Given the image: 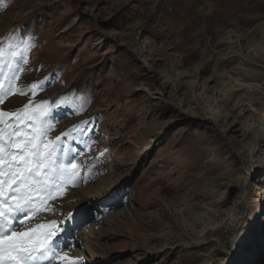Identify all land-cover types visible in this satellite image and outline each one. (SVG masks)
I'll list each match as a JSON object with an SVG mask.
<instances>
[{"label": "rangeland", "instance_id": "rangeland-1", "mask_svg": "<svg viewBox=\"0 0 264 264\" xmlns=\"http://www.w3.org/2000/svg\"><path fill=\"white\" fill-rule=\"evenodd\" d=\"M17 37L21 80L49 83L2 119L58 107L76 172L48 204L106 189L67 201V264H264V0H0V46Z\"/></svg>", "mask_w": 264, "mask_h": 264}, {"label": "snow or ice", "instance_id": "snow-or-ice-1", "mask_svg": "<svg viewBox=\"0 0 264 264\" xmlns=\"http://www.w3.org/2000/svg\"><path fill=\"white\" fill-rule=\"evenodd\" d=\"M35 46L19 37L7 47L0 46V105L12 95L30 100L29 93L34 94L38 85L49 83L29 81L27 75L21 80L20 73L26 72L22 65L28 63L26 52ZM59 99L53 98L54 104ZM37 107L39 111L29 112L25 104L19 110L31 119L24 128H14L11 123L5 125L2 118L10 114L0 110V264H53L56 259H66L59 253L67 247H62L60 240L67 230L55 228V220L25 230L29 216L57 210L48 205V200L62 195L65 181L76 175L71 161L66 167L61 159L65 155L61 135L68 133L49 139V133L59 122L56 114L59 108L44 118L47 109L43 104ZM21 120L23 117L17 115V122ZM70 264L83 262L72 260Z\"/></svg>", "mask_w": 264, "mask_h": 264}, {"label": "bare ground", "instance_id": "bare-ground-1", "mask_svg": "<svg viewBox=\"0 0 264 264\" xmlns=\"http://www.w3.org/2000/svg\"><path fill=\"white\" fill-rule=\"evenodd\" d=\"M166 1H169V0H166ZM172 1L174 3L180 2V0H172ZM232 34H235V30L228 31L227 40L231 39L233 37ZM238 37H240V36H238ZM141 69H142V72H143L142 77L144 79H143V82H142L140 87L143 89L144 87H146L147 82H149V78H151V76H150L151 73H150V68H148L147 65L145 63H143V62L141 63ZM234 73H235V71H234ZM214 80H216V79L214 78ZM235 88L236 87H233V90ZM248 88H249V90L256 89V91H259L261 89V85L256 86V87L252 86V85H248ZM146 90L150 91L151 89L147 88ZM207 91H208V88H205L204 92L206 93ZM229 92L230 91H227V94ZM150 95H151V97H158V99H160L161 96H162V94H158L157 92H155V93H151L150 92ZM219 96L222 97L223 99H225L226 94L223 91H219ZM17 99H19V98H17ZM60 133H61V131L60 132L57 131V132L54 133V136H56V135H58ZM257 159H258V157H257V155H256V153L254 151V148H253V150L251 151V154H250L249 162L250 163H251V161L254 162V166H255ZM101 190L103 191V190H106V189L104 188V189H101ZM101 190L98 189V190H96L94 192H90V193L89 192H85L84 194H79V193H76V191H73L72 189H70L69 190L70 194H69L68 198L65 197L64 200L62 199L61 201L58 200V201L51 202V203L48 204L49 206L57 209L55 212L42 211V212L38 213L37 215L29 216L25 220V230H30V229L34 228L37 224H49L52 220H55L56 221L55 228H59L61 230L66 229L67 230L66 233L70 232L71 231V227H69V226L72 225L73 217H76V215H75V212L74 213L71 212L72 209H70V208H68L70 210L64 211V209L66 208L67 201L73 199V197H74L73 195L74 194H76V196L77 195H82V197H81L82 200L81 201H85V200H87L89 198H94V194L98 193ZM257 201H258V199H257ZM254 202H256V200H254ZM90 234H91V232H90ZM57 235H60V234L57 233ZM92 237H93L92 235L87 236L84 239L85 243L86 244L90 243ZM229 238L230 237H228V239ZM60 239H62V236H60ZM53 240H55V237H53ZM227 242H229V241L227 240ZM222 247L225 249L224 245ZM70 249L64 250V248H63V251H61V254H62L61 257H65L66 259H56L53 262V264H67V261H68L67 258H69V256L71 255V253L69 252ZM220 252H221V254L223 253L222 251H220ZM90 254H91L92 257L95 255L94 253H90Z\"/></svg>", "mask_w": 264, "mask_h": 264}]
</instances>
